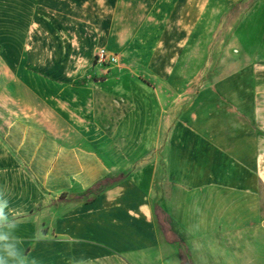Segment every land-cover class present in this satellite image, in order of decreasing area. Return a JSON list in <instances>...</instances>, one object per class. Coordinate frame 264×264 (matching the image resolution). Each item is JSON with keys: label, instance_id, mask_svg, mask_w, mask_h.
Here are the masks:
<instances>
[{"label": "crops", "instance_id": "1", "mask_svg": "<svg viewBox=\"0 0 264 264\" xmlns=\"http://www.w3.org/2000/svg\"><path fill=\"white\" fill-rule=\"evenodd\" d=\"M245 1L0 0L4 264H184L181 234L166 236L156 215L159 207L177 220L156 202L154 174L204 187L253 172L264 0L235 32L244 52L229 56L232 38L220 41ZM216 45L224 49L210 81ZM102 48L119 62L96 64ZM166 127L172 153L151 155ZM122 141L145 145L123 150Z\"/></svg>", "mask_w": 264, "mask_h": 264}, {"label": "rangeland", "instance_id": "2", "mask_svg": "<svg viewBox=\"0 0 264 264\" xmlns=\"http://www.w3.org/2000/svg\"><path fill=\"white\" fill-rule=\"evenodd\" d=\"M255 1H245L241 9L232 10L228 17V27L220 41L223 38H232L227 50L229 56L236 55V51L244 52L243 46L234 35ZM223 49V45H216L210 52V81L214 80V67ZM262 100L260 119L252 127L259 138L260 153L255 159L252 173L248 170H242L239 174L230 173L226 175L225 181L229 186L216 182L204 187L190 186L189 175L154 174L156 202L163 199L168 208L176 213L177 220L170 223L182 236L181 252L184 264H193L192 260L196 264H264V97ZM171 129L172 127H166V137L157 147L151 143V155L161 149L166 150L167 155L172 153V143L169 141ZM110 144L106 142L104 146L110 148ZM117 144L123 150L127 149L128 144L139 150L145 145L136 141H122ZM208 176L210 180V175ZM250 178L258 181L255 191L245 189L242 183L246 182V187H249ZM239 183L241 187H236Z\"/></svg>", "mask_w": 264, "mask_h": 264}, {"label": "trees", "instance_id": "3", "mask_svg": "<svg viewBox=\"0 0 264 264\" xmlns=\"http://www.w3.org/2000/svg\"><path fill=\"white\" fill-rule=\"evenodd\" d=\"M123 177L120 176L118 178L112 179V178H105L103 180H100L96 183V185L92 186L89 190V192L94 193L95 195H98L106 186H109L119 180H121ZM156 215L158 217L159 223L162 226L163 232L167 236L169 233H171V226L170 221L167 213H165L161 208L156 207ZM185 263V260H183Z\"/></svg>", "mask_w": 264, "mask_h": 264}, {"label": "built area", "instance_id": "4", "mask_svg": "<svg viewBox=\"0 0 264 264\" xmlns=\"http://www.w3.org/2000/svg\"><path fill=\"white\" fill-rule=\"evenodd\" d=\"M96 64L100 66L113 65L119 62L116 54L109 53L106 49H99L95 57Z\"/></svg>", "mask_w": 264, "mask_h": 264}, {"label": "clouds", "instance_id": "5", "mask_svg": "<svg viewBox=\"0 0 264 264\" xmlns=\"http://www.w3.org/2000/svg\"><path fill=\"white\" fill-rule=\"evenodd\" d=\"M5 207H7V201L0 199V227H2L5 224V222L7 221V217L4 213ZM6 239H7L6 235L0 234V241L6 240ZM0 264H4L2 259H0Z\"/></svg>", "mask_w": 264, "mask_h": 264}]
</instances>
